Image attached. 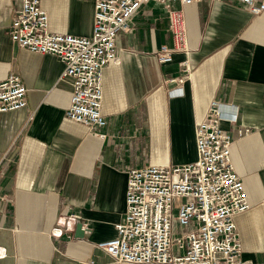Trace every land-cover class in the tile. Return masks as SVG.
I'll use <instances>...</instances> for the list:
<instances>
[{
    "label": "crops",
    "instance_id": "crops-1",
    "mask_svg": "<svg viewBox=\"0 0 264 264\" xmlns=\"http://www.w3.org/2000/svg\"><path fill=\"white\" fill-rule=\"evenodd\" d=\"M41 5L52 32L91 35L94 0ZM18 6L0 0V80L14 73L27 87L24 107L0 112V264H140L97 246L118 234L128 171L195 161L196 127L213 99L238 107V123L221 125L233 135L231 159L250 202L235 217L241 260L264 264V10L234 0L185 5L189 52L161 63L156 51L173 45L167 13L144 3L117 34L118 59L103 69L106 124L90 130L67 117L73 88L63 61L11 38ZM184 60V93L171 95L178 84L167 79L186 75ZM238 126L250 132L239 137ZM80 225L84 237L75 236Z\"/></svg>",
    "mask_w": 264,
    "mask_h": 264
},
{
    "label": "built area",
    "instance_id": "built-area-1",
    "mask_svg": "<svg viewBox=\"0 0 264 264\" xmlns=\"http://www.w3.org/2000/svg\"><path fill=\"white\" fill-rule=\"evenodd\" d=\"M16 1L19 6L9 28L11 38L20 47L51 53L63 61L61 77L71 78L73 88L67 117L93 130L106 124L103 69L118 59L117 34L130 29L132 17L144 3L160 2L167 13L173 45H163L156 55L161 63L171 62L176 52H189L184 6L199 0H94L89 36L52 32L41 0ZM234 1L254 14L264 10V0ZM176 2L181 6L176 7ZM181 64L186 75L167 79L178 84L169 90L171 95L184 93L183 83L191 68L188 60ZM26 94L19 75L11 73L0 80V112L24 107ZM222 121L237 124L238 107L213 99L196 127L195 161L145 164L128 171L126 209L116 224L118 234L99 241V248L117 262L254 264L241 260L243 245L235 217L249 209L250 202L231 159L233 135L222 127ZM236 131L242 137L250 128L238 126ZM177 197L182 199L179 205Z\"/></svg>",
    "mask_w": 264,
    "mask_h": 264
},
{
    "label": "water",
    "instance_id": "water-1",
    "mask_svg": "<svg viewBox=\"0 0 264 264\" xmlns=\"http://www.w3.org/2000/svg\"><path fill=\"white\" fill-rule=\"evenodd\" d=\"M85 229H83V225H80L79 228L76 230L75 236L76 237H84Z\"/></svg>",
    "mask_w": 264,
    "mask_h": 264
},
{
    "label": "rangeland",
    "instance_id": "rangeland-1",
    "mask_svg": "<svg viewBox=\"0 0 264 264\" xmlns=\"http://www.w3.org/2000/svg\"><path fill=\"white\" fill-rule=\"evenodd\" d=\"M181 200H182L181 198L177 197L175 200L176 204L179 205L181 203Z\"/></svg>",
    "mask_w": 264,
    "mask_h": 264
}]
</instances>
